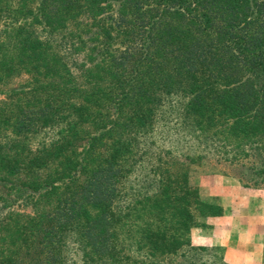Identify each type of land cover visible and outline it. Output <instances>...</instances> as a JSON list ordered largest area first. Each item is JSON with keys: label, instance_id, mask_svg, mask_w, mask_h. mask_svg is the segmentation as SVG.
Masks as SVG:
<instances>
[{"label": "trees", "instance_id": "16d2710c", "mask_svg": "<svg viewBox=\"0 0 264 264\" xmlns=\"http://www.w3.org/2000/svg\"><path fill=\"white\" fill-rule=\"evenodd\" d=\"M21 72L0 103V264H68L70 239L92 263L226 264L190 246L222 209L149 146L186 133L264 184V0H0V86Z\"/></svg>", "mask_w": 264, "mask_h": 264}, {"label": "rangeland", "instance_id": "374dc122", "mask_svg": "<svg viewBox=\"0 0 264 264\" xmlns=\"http://www.w3.org/2000/svg\"><path fill=\"white\" fill-rule=\"evenodd\" d=\"M62 53L66 56L65 59L67 58L73 74L76 77L81 76L75 66L79 64V60L73 64L70 59L68 60L70 54ZM30 77L33 76L21 72L9 79L6 85H1L0 103L6 101L13 105L20 96L5 95L3 91L13 88L25 89L29 86ZM161 130L155 131L150 141L153 144L149 146L154 164L159 155L162 157L160 168H156L158 172L169 171L173 176L187 174V182L191 189H197L202 199L222 209L219 217L206 220L205 223L198 217L194 219L190 230V246L216 248V257L221 256L226 264H264L261 257L264 246V184L253 186L252 182L245 180L240 182L238 175L241 169L218 160L221 153L215 154L208 148V144L202 143L199 138L195 139L180 132L176 135L166 133L163 135ZM52 137L51 132H43L31 142V146L36 147L40 140H47L45 142L48 143ZM151 161L147 158L142 165H146L148 169L147 163H152ZM147 169L136 170L141 175ZM17 212L30 213L21 207ZM77 246L78 243H75L74 239L69 240L68 249L64 251L68 264H100L86 262ZM180 258L176 256L172 259L177 261Z\"/></svg>", "mask_w": 264, "mask_h": 264}]
</instances>
